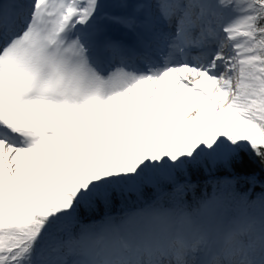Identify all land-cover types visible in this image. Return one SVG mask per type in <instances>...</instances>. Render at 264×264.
I'll return each mask as SVG.
<instances>
[{"label": "snow or ice", "instance_id": "snow-or-ice-1", "mask_svg": "<svg viewBox=\"0 0 264 264\" xmlns=\"http://www.w3.org/2000/svg\"><path fill=\"white\" fill-rule=\"evenodd\" d=\"M245 157L264 0H0V264H264L252 176L178 179Z\"/></svg>", "mask_w": 264, "mask_h": 264}, {"label": "trees", "instance_id": "trees-1", "mask_svg": "<svg viewBox=\"0 0 264 264\" xmlns=\"http://www.w3.org/2000/svg\"><path fill=\"white\" fill-rule=\"evenodd\" d=\"M232 176L253 177L252 181L239 180L235 185V191L237 193L241 195L248 194L250 200H256L264 196V168H261L258 161L253 162L248 157L244 158L243 166L236 165L233 172H228L220 167L212 170L209 166L208 170L201 168L198 171H192L187 177L181 175L178 179L181 184L189 183L194 185V187L186 189L184 194V199L192 203L194 198H200L205 193L211 195L213 185L209 181L219 180L225 177L231 178ZM146 193L151 194V189H146Z\"/></svg>", "mask_w": 264, "mask_h": 264}]
</instances>
